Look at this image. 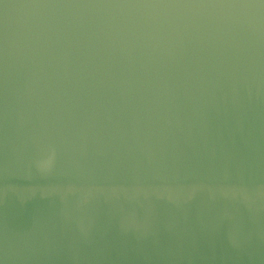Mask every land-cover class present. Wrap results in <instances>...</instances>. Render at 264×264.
Here are the masks:
<instances>
[{
    "label": "water",
    "instance_id": "obj_1",
    "mask_svg": "<svg viewBox=\"0 0 264 264\" xmlns=\"http://www.w3.org/2000/svg\"><path fill=\"white\" fill-rule=\"evenodd\" d=\"M0 264H264V0H0Z\"/></svg>",
    "mask_w": 264,
    "mask_h": 264
},
{
    "label": "clouds",
    "instance_id": "obj_2",
    "mask_svg": "<svg viewBox=\"0 0 264 264\" xmlns=\"http://www.w3.org/2000/svg\"><path fill=\"white\" fill-rule=\"evenodd\" d=\"M45 167H47V162L45 163V165H44Z\"/></svg>",
    "mask_w": 264,
    "mask_h": 264
}]
</instances>
